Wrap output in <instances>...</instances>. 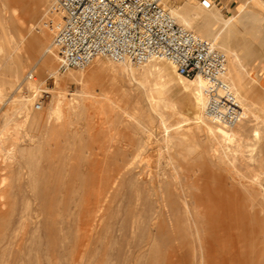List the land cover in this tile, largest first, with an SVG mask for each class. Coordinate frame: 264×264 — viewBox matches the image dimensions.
Returning a JSON list of instances; mask_svg holds the SVG:
<instances>
[{"label":"rangeland","instance_id":"1","mask_svg":"<svg viewBox=\"0 0 264 264\" xmlns=\"http://www.w3.org/2000/svg\"><path fill=\"white\" fill-rule=\"evenodd\" d=\"M47 1V5L42 4L40 7L32 0H7L8 5L5 7L7 13L13 7L18 9L17 21L26 23L30 33L24 38L19 48L24 68V75L20 82L8 83L11 75L7 70L13 65V60L6 59L8 50H3L0 53V74L2 75L0 78L2 86L0 94V178L3 176L7 178L6 191L9 196V211L14 207L15 214L21 215L24 207L33 205L30 209L33 211L37 209L38 213L42 211V214L39 213L38 216L36 212V216L34 214L32 219L29 218L28 223L26 222L22 228L23 230H18L14 236L12 229L16 225L12 224L14 227L10 225V230L9 224L0 221V264H152L153 262V264H201L203 257L200 252V244L197 242L195 218L198 220L200 230L207 229L208 224L212 223L213 225L206 232L209 236L206 245L213 246L211 251L215 253V256L205 264H264V204L262 207L256 204L257 200H261L260 192L262 191L261 193L264 194V124L262 119L254 117L244 137L242 144L246 158L242 159L239 155L234 160V166L227 159L226 162L222 160L224 163L222 164L217 156L213 155V158L209 153L207 156L205 155L207 153L205 134L200 133L193 125L192 117L190 119L193 109L196 108V102L191 95L181 92L180 84L176 80L178 73L175 69L173 70L172 66L167 65V62L163 61L165 65L172 67L170 73L164 72V75L159 77L158 68L156 67L154 70L152 68L151 71L154 73L150 74L149 83L144 86L136 78L140 79L143 66L130 65L133 69L129 66L130 69L125 71L128 72L127 75L124 72L122 74L124 77H122L115 73L112 75L115 63L105 59L95 61L97 62L95 64H99L97 67L105 69L103 72L93 71L94 65L86 67L87 69H83L82 73H78L81 70L59 72V55L57 50L52 47V58H54L55 64H53V60H50L52 62L50 64L54 66L48 70L44 66V61L38 59L39 51L30 47L31 43H34L44 33L48 35L50 43L52 42L51 34L45 27L50 18L51 7L50 0ZM254 1L255 3H253ZM201 2L202 0H163L165 8L169 12L176 8L191 10L195 14L192 18L195 23L200 22L203 16L213 19L216 33L222 31L221 36L225 41V47L237 51L243 63L248 64L246 72L250 83L246 82V85L251 97L255 96L254 101L257 106L255 113L263 117L264 0H233L226 2L230 3L228 7H212L213 9H205ZM1 3L0 0V6ZM37 11H41L40 13L43 14H41V21L32 19ZM41 15L39 16L41 17ZM229 20L232 22L226 26L225 24ZM192 27V31L202 36L194 28V24ZM202 37L206 39L204 36ZM206 40L213 42L216 48L219 47L218 42L213 39ZM217 49L225 53L222 49ZM230 59L228 57L229 64ZM88 69H90L89 72ZM108 69H112V73H109ZM130 70H133V73ZM29 73H33V81L26 79ZM84 73L90 74L87 76L88 82L86 81L84 84L69 78L71 74ZM108 73L109 75H107ZM151 75L154 77L152 78ZM57 80L62 84L56 85ZM18 84L20 89L16 90ZM155 87L163 89L165 99L169 100L175 108V115L167 116L169 119L166 116L163 118L160 116V118V114H157L153 102L155 101L157 105L158 98L153 100L147 97V91ZM42 90L45 93L33 98L37 91ZM62 95L65 98H62L61 101L64 100L63 104H66V107L89 98L90 101L95 100L101 104L95 101L94 103L84 102V111L82 110L79 116L66 112L68 118L61 127H56L60 130L55 129L49 134L42 128L47 123L48 125L54 123V119L49 120L48 113L51 104ZM21 101L29 102H27L26 108H21ZM37 101L42 103L40 111L34 109V104ZM150 107H152V111ZM140 109L146 113H144V118L147 117L140 122L143 126H140L141 131L138 126H135L137 123L133 119L134 117L138 118ZM167 112V110L164 111V113ZM118 115L123 124L128 122L129 118H131L129 122L133 119L134 126L132 124L125 128L117 119ZM179 115L184 119L180 120ZM164 118L167 120H163ZM187 119L192 120L191 123ZM168 120L170 121L166 123ZM170 125L179 126L187 135L183 138H186L183 139L182 135L179 136L177 142L168 140L172 132L167 131ZM254 129L261 131L259 138H252L251 133ZM190 135L192 141L188 140ZM185 141H189L190 144L188 142L185 144ZM13 146L31 149L29 164H24L23 168L19 170L20 172L13 163H10V160H6V156ZM186 147L191 151L188 148L185 149ZM200 153L203 154L199 155ZM203 155L204 157H202ZM126 164H129L134 171L131 179V175L129 178L118 175L121 168L129 166ZM2 169L5 171L3 172ZM237 170L238 172H236ZM256 173H260L259 183L250 184ZM239 179L244 185H251L254 189H252V195L249 198H246L248 194L238 186ZM114 182L116 185L114 188L118 184L122 186L118 185L117 190H113L115 193H112L110 185ZM143 187L146 188V191ZM108 188L111 190L109 191ZM36 195L42 199H37ZM255 195H259V197L256 196L257 198L252 199ZM43 199L44 202L38 201ZM59 199L60 201H58ZM57 201V207L60 205V208L55 207ZM251 201H254L252 205H255L256 209L252 208L255 210L251 208L252 205H249ZM41 202V206L44 204V208L38 205ZM46 203L52 208V212H49L51 209ZM69 203L71 205L68 206ZM162 203L164 204L162 205ZM35 204L40 209L36 208ZM170 204L175 208L179 204L177 208H182L181 212L188 208L185 218L190 219L191 226L185 223V219L183 224L181 222L180 225H174V229H172L173 227L168 223L171 213ZM246 204L250 208L247 209ZM69 207L73 213L70 214L73 216L76 214L77 217L70 218L72 215L66 214V212H70ZM65 208H67L66 212ZM198 208L199 210L204 209L203 212L201 210L202 213L198 212ZM227 208L228 210H226ZM242 210L248 213L250 211V214L244 213ZM44 211H46L45 215ZM227 211H231L232 214ZM208 212H211V217L210 214L208 216L209 221L207 219ZM159 213L163 215L159 216ZM214 213L216 216L212 219ZM197 214L201 215L202 219L201 217L199 219ZM10 218L15 219V217ZM60 219L62 222L59 221ZM87 219H92L90 223L93 225L91 224L90 227L93 226V229L89 228V225L87 226L91 231L86 228L85 222L90 224L89 221H86ZM30 220L33 221L30 222ZM67 221L72 223L74 221L75 224L71 225L72 223H70L69 225ZM64 222L65 224H62ZM164 223L168 224L167 227ZM184 224L187 225L184 227L182 226ZM82 226L87 231L83 230ZM86 232L88 235L85 237ZM91 232H95L96 235ZM180 232L183 237L175 240V236ZM6 233L8 237L5 240L3 236ZM201 233L203 234L202 230ZM167 237H173L174 240L168 241ZM179 237L181 236L179 235ZM222 237L224 239H221ZM139 238L141 239L139 240ZM206 257L205 259L208 260Z\"/></svg>","mask_w":264,"mask_h":264},{"label":"bare ground","instance_id":"2","mask_svg":"<svg viewBox=\"0 0 264 264\" xmlns=\"http://www.w3.org/2000/svg\"><path fill=\"white\" fill-rule=\"evenodd\" d=\"M2 1V3H1V6H0V53H1V51H3V50H8V55H7V57H6V59L8 60H13V65L10 67V69H8L7 71H8V73L10 72V75H11V77L9 78V80H8V83L10 82V84H15V83H18V82H20V80L22 79V76L24 75L23 74V71H24V68H23V66H22V63H21V56H20V50H19V48H20V45L22 44V42H23V40H24V38L30 33V29H28V27L26 26V23H24V22H18L17 21V19H18V9L17 8H11L10 9V11H8V13L6 12V9H5V7L8 5L7 4V0H1ZM35 4H38L40 7H42V4L44 5H47L46 3H48V1L47 0H32ZM252 1V0H251ZM253 3H255V1L253 2ZM255 5V4H254ZM261 5V4H260ZM20 8V7H19ZM257 8V7H256ZM39 9V8H38ZM210 9H213V8H210ZM20 10V9H19ZM41 12V11H40ZM40 12H38L37 11V14H35V15H33V20L34 21H41L42 20V13H40ZM43 12V11H42ZM172 12V13H171ZM170 13L172 14V16L174 17V19L177 21V23L179 24V25H181V26H183V27H185V28H189V30L191 29V31H192V26H193V24H194V28H196L197 30H198V32L202 35V36H204L206 39H213L215 42H218V44H219V47H217V48H220V49H222L225 53H226V55L229 57V58H231L230 59V64L228 63V65H227V77H226V80H227V82H228V84L230 85V87H231V89H232V91L234 92V94L236 95V97H237V99L239 100V102H240V104H241V107H242V118H241V120H240V122L237 124V126H235V127H233V128H230V129H227V128H223V127H221V126H218V125H215V124H213L210 120H208V118L206 117V115H205V109H206V101H205V97H204V95H203V93H202V88L204 87V85H205V83H204V81H203V79H201V78H197V79H195V80H188V79H186V78H184V77H182V76H180L179 74H176V80H177V82L180 84V86H179V88H180V90H181V92L182 93H184V94H189V95H191L193 98H194V100H195V102H196V108H194L193 109V112H192V116L190 115V119H191V117H192V120H193V125L195 126V128L198 130V131H200V133H203V134H205L204 136L206 137V146H207V153L205 154L206 156L208 155V153H209V155L211 154V156L210 157H212L213 155L214 156H217L221 161L220 162H222V164H224L223 163V161L222 160H228L229 162H231V165L232 166H234V160H236V158L240 155L241 157H242V159H245L246 158V156H244V151H243V141H244V137H245V135H246V133L248 132V130H249V127H250V123L252 122V119L254 118V117H257V119L259 118H261L262 119V122H263V124H264V116L263 117H261V116H258L255 112L257 111V106H256V102L254 101L255 100V96L254 97H251V94H250V92H249V89H248V87H247V85H246V82L247 83H250V80H249V76H248V74H247V72H246V68L248 67V64L246 65V64H244L243 63V60L241 59V57H240V55H239V53H237V51H235V50H233V49H230V48H226L225 47V41H224V39H222V36H221V33H222V31L221 32H219V33H216V28H214V21H213V19L211 18V17H209V16H203V19L200 21V22H198V23H195L194 21H193V16H195V14H193V12H191V10H187V9H183V10H178L177 8L176 9H172V11H171ZM42 14V15H41ZM45 14H47V12H45ZM39 15H41V17L39 16ZM46 16V15H45ZM44 16V17H45ZM22 18V17H21ZM41 18V19H40ZM232 20V19H231ZM231 20H229V21H227V23L225 24L226 26H227V24H229L230 22H232ZM23 21V20H22ZM220 27V26H219ZM225 29V28H224ZM224 29H222V30H224ZM33 36H35V35H33ZM50 39L48 38V35L46 34V33H44L43 35H41L39 38H37L36 39V41H34V43H31V45H30V47L32 48V49H34V50H38L39 51V54H40V57L38 58L40 61H44L43 63H44V66H45V68H47L48 70L52 67V66H54V65H52V64H50V63H52L51 61L53 60V64H55L54 63V58H52L53 56H52V47H53V45H52V42L50 43V41H49ZM211 43H213V42H211ZM214 44V43H213ZM215 45V44H214ZM24 46V45H23ZM216 47V46H215ZM24 50V49H23ZM23 52V51H22ZM6 53V54H7ZM13 53H14V55H13ZM227 57V58H228ZM24 58V57H23ZM31 59V58H30ZM51 60V61H50ZM98 60V59H97ZM46 61V62H45ZM50 61V62H49ZM96 61V60H95ZM95 61H93L90 65H94L93 67H94V70H93V68L92 67H90V69L92 68V70L93 71H95V72H103V71H105V69H103V68H100V67H97L99 64H95V63H97V62H95ZM39 62V61H38ZM25 65V64H24ZM89 65V66H90ZM167 65H169V66H172V65H170L169 63H167ZM167 65H165L164 64V62H163V60H153V61H151V62H149V63H147L146 65H144L143 67H144V69L142 70V72L140 73V79H138V77H136L137 78V80L138 81H141V82H139L140 84L142 83V85H146V83H149V76H150V74L153 72V71H151V69L153 68V70H154V68H158V70H157V74H158V76L159 77H162L163 75H164V72H167V73H170V71H171V68L170 67H168ZM5 66V65H4ZM8 66V65H7ZM57 66V65H56ZM130 65H128V64H125V63H122V64H114V66H113V74L112 75H121L122 76V74L125 72V71H127L128 69H130V67H129ZM6 67V66H5ZM88 67V66H87ZM105 67V66H104ZM87 69V68H86ZM90 69H88V72H89V70ZM131 69H133L132 67H131ZM44 70V69H43ZM108 70H110V69H108ZM112 70V69H111ZM111 70L109 71V73H112L111 72ZM173 70H174V68H173ZM1 71V70H0ZM131 71V73H133L132 71L133 70H130ZM31 72V71H30ZM83 71L81 70L80 72H78V73H82ZM88 72H86V73H88ZM137 72V71H136ZM135 72V73H136ZM175 72V71H174ZM56 73H59L58 71H56ZM86 73H84V74H80V75H75V74H71V76L69 77L72 81H76V82H80V83H82V84H84V83H86V81L88 82V80H87V76L88 75H90V74H86ZM92 73V72H91ZM107 73V72H106ZM109 73L107 74V75H109ZM115 73V74H114ZM126 73V72H125ZM128 73V72H127ZM127 73H126V75H127ZM134 73V75H136ZM154 73V72H153ZM176 73V72H175ZM30 74H33V73H29L28 74V76H27V78L26 79H29L30 80ZM100 74V73H99ZM104 74V73H103ZM156 74V73H155ZM166 74V73H165ZM1 75V74H0ZM54 75V74H53ZM92 75V74H91ZM125 75V74H124ZM132 75V74H131ZM50 76V75H49ZM93 76V75H92ZM95 76V75H94ZM2 77V75L0 76V78ZM115 77V76H114ZM122 77H124V76H122ZM132 77H134V76H132ZM151 77H152V75H151ZM153 77H154V75H153ZM152 77V78H153ZM156 77V76H155ZM93 79V78H92ZM7 80V79H6ZM32 80V79H31ZM34 80V79H33ZM32 80V81H33ZM90 81H91V79H89ZM90 83V82H89ZM56 85H60V84H62V82L61 81H59V80H57L56 81V83H55ZM2 86L0 85V94L2 93V88H1ZM146 88H148V87H146ZM17 89H20L19 88V84H18V86L16 87V90ZM112 90V89H111ZM42 93H45L43 90L42 91H37L36 93H35V95H34V97L33 98H37V97H39V96H41V94ZM125 93H126V91H125ZM139 93V92H138ZM147 93H148V98L149 99H155V98H158V104L156 105V103H155V101L153 102L155 105H153L154 107H155V110L157 111V114L159 115V117L160 116H162V118L164 117V116H173V115H175V108L173 107V104L169 101V100H167V99H165V97H164V91H163V89L162 88H159V87H155V88H151V89H149L148 91H147ZM253 93V92H252ZM87 94V93H86ZM256 95V94H255ZM33 96V95H32ZM92 96V95H91ZM124 96H126V95H124ZM128 96V95H127ZM90 97V96H89ZM56 98V97H55ZM62 98H65L64 97V95H62L61 97H57V99H56V101L54 102V103H52L51 105L52 106H50V112L48 113V118H49V120L51 119V120H53L54 119V123L53 124H50V125H48V123L46 124V125H44L43 126V128H42V130L44 129L45 131H47L49 134L50 133H52V131H55V129H56V127H61L62 126V124H64V121L66 120V118H68L67 117V114H73V113H75V115L77 116H79L80 114H81V112H82V110H83V106H84V102L86 103V101L87 102H90V103H94V101L95 100H93V101H90L89 99H85V100H81L80 102H78V103H74V104H72V105H68L67 107L63 104V101L64 100H62L61 101V99ZM92 98V97H91ZM32 99V98H31ZM99 100V99H98ZM27 102L28 101H21L20 102V106H21V108L22 109H24V108H26V106H27ZM96 103H98V104H101V103H99L98 101H95ZM100 102H101V100H100ZM29 103V102H28ZM71 103H73V102H71ZM264 106V105H263ZM151 108V111H152V107H150ZM133 109H135V108H133ZM167 110L168 112L167 113H164V111L165 110ZM264 109V108H263ZM150 110V109H149ZM262 110V109H261ZM84 111V110H83ZM154 111V110H153ZM66 112H67V114H66ZM124 112V111H123ZM262 112V111H261ZM132 113V112H131ZM130 113V114H131ZM144 113H145V111L144 110H142V109H140L139 110V112H138V118L137 117H134L133 119H134V121L137 123H135L136 125L135 126H138V129L140 130L141 128H140V126L141 127H143L142 125H141V120H143V119H147V117L146 118H144ZM152 113V112H151ZM129 114V113H128ZM133 114V113H132ZM146 114V113H145ZM123 115V114H122ZM127 116V115H126ZM132 116V115H131ZM137 116V115H136ZM180 116V115H179ZM118 118V120H119V122L121 123V124H123V121H121L120 120V116L118 115L117 116ZM128 117V116H127ZM47 118V119H48ZM161 118V117H160ZM168 118V117H167ZM180 120H182V116H180ZM124 119V118H123ZM122 119V120H123ZM130 119L131 118H129V120H128V122H126L125 124H123L124 126H125V128H127V127H129L130 125H132L133 124V126H134V123H133V119H132V121L131 122H129L130 121ZM169 119V118H168ZM172 119H173V117H172ZM171 119V120H172ZM184 119V118H183ZM190 119H187V120H190ZM48 120V121H49ZM126 120V119H125ZM149 120V119H148ZM161 120V119H160ZM163 120H167V119H163ZM179 119H178V121H180ZM192 120H190V123H191V121ZM170 120H168V121H166V123L167 122H169ZM173 121V120H172ZM171 121V122H172ZM186 121V120H185ZM118 122V121H117ZM146 122V121H145ZM182 122V121H181ZM189 122V121H188ZM43 123V122H42ZM52 123V122H51ZM119 123V124H120ZM161 123H162V121H161ZM165 123V124H166ZM33 124H35V125H37L36 123H33ZM40 124V123H39ZM118 124V125H119ZM163 124H164V121H163ZM172 124V123H171ZM181 124V123H180ZM117 125V124H116ZM38 126V125H37ZM164 126V125H163ZM168 126V125H167ZM166 126V127H167ZM172 125H170V127H171ZM165 127V128H166ZM169 127V129H171L172 128V130H167V131H172L171 133H170V139H168V140H170L171 142H177V141H179V136H182V138L184 137V136H187L186 134H185V132H183L181 129H180V127L179 126H177V125H173L171 128ZM137 128V127H136ZM59 129V128H58ZM58 129H56V130H58ZM63 129V128H62ZM129 129V128H128ZM127 129V130H128ZM138 129H137V132H138ZM167 129V128H166ZM194 129V128H193ZM43 130V131H44ZM60 130V129H59ZM131 130H133L134 131V129H131ZM120 131V130H119ZM141 131V130H140ZM139 131V132H140ZM143 131V130H142ZM166 131V130H165ZM166 133V132H165ZM197 134V133H196ZM260 134H261V131L259 130V129H254L253 131H252V133H251V136H252V138L253 139H256V138H259L260 137ZM45 135H46V133H45ZM48 135V134H47ZM165 135V134H164ZM195 135V134H194ZM202 135V134H201ZM166 136V135H165ZM168 137V136H167ZM192 136L190 135V137L188 136V140H191L192 141V138H191ZM186 138V137H185ZM185 138H183V139H185ZM167 140V139H166ZM194 140V139H193ZM139 141V140H138ZM140 142V141H139ZM165 142H167V141H165ZM186 142H188L189 143V141H185V144H186ZM178 143H180V142H178ZM177 143V144H178ZM195 143V142H194ZM194 143H192V144H194ZM142 144V143H141ZM144 144V143H143ZM184 144V145H185ZM190 144V143H189ZM181 145V144H180ZM188 145V144H187ZM144 146V145H143ZM193 146V145H192ZM138 147H140V146H138ZM183 147V146H182ZM184 148V147H183ZM188 147H186L185 149H187ZM197 148V147H196ZM189 149V148H188ZM118 150V149H117ZM138 150V149H137ZM177 150V149H176ZM190 150V149H189ZM197 150V149H196ZM203 150V149H202ZM173 151V150H172ZM191 151V150H190ZM179 152V151H178ZM30 153H31V149H29V148H26V147H19V146H13V148H11L10 149V151H9V153H8V155L6 156V160L8 161V160H10V163H13V165H15L17 168H18V171L20 170V169H22L23 168V166H24V164H29L28 163V160H29V157H30ZM117 153V152H116ZM175 153V152H174ZM194 153H195V150H194ZM179 154V153H178ZM188 154V153H187ZM203 153H200L199 155H202ZM182 155H183V153H182ZM206 156H205V158H206ZM214 156H213V158H214ZM141 157V156H140ZM162 157V156H161ZM185 157H186V155H185ZM188 157V156H187ZM198 157H200V156H198ZM202 157H204V155L202 156ZM209 157V158H210ZM213 158H210V159H212V160H214ZM217 158V159H218ZM176 159V158H175ZM210 159H208L209 161H212V160H210ZM216 159V158H215ZM219 159H218V163H219ZM177 161V160H176ZM179 161V160H178ZM177 161V162H178ZM193 161V160H192ZM196 162V161H195ZM213 162V161H212ZM226 162V161H225ZM7 163V162H6ZM5 163V164H6ZM180 163V162H179ZM230 164V163H229ZM9 165V164H8ZM126 165H129V164H126ZM139 165V164H138ZM5 166H7V165H5ZM132 166V165H131ZM216 166V165H215ZM225 166V165H224ZM8 167V166H7ZM7 167H5L6 169H7ZM10 167V166H9ZM118 167V166H117ZM127 167V166H126ZM214 167V166H213ZM15 168V167H14ZM139 168V167H138ZM13 169V168H12ZM216 170V169H215ZM2 171L4 172L5 171V169H2ZM118 171V170H117ZM200 171H202V170H200ZM20 172V171H19ZM18 172V173H19ZM134 171H132V168H130V165L127 167V168H125V167H123V168H121V170H120V173H118V175H119V177L121 176V177H127L128 176V178L130 177V175H131V177H130V179L132 178V175L134 174L133 173ZM140 172V171H139ZM149 172V171H148ZM195 172V171H194ZM194 172H193V174H194ZM225 172V171H224ZM236 172H238V170L236 171ZM189 174V173H188ZM187 174V175H188ZM196 174H198V173H196ZM148 175V174H147ZM177 176V175H176ZM118 177V176H117ZM134 177H136L135 175H134ZM181 177V176H180ZM179 177V178H180ZM121 179H123V178H121ZM120 179V180H121ZM168 179V178H167ZM173 179V178H172ZM166 180V179H165ZM171 180V179H170ZM123 181V180H122ZM128 181V180H127ZM149 181V180H148ZM167 181V180H166ZM174 181V180H173ZM178 181V180H177ZM259 181H260V173H256V174H254L253 175V177H252V180H251V183L250 184H256V183H259ZM117 182H121V181H117ZM116 182V183H117ZM179 182H180V180H179ZM183 182V181H182ZM6 183H7V178L5 177V176H3V177H1L0 178V221L2 220V222L3 223H5V224H9V229L11 230V226L10 225H12V224H15L16 226L14 227L13 225V229H14V231H13V229H12V235L14 236L15 234L14 233H16V232H18V230H21L24 226H25V224H26V222L28 223V221L27 220H29V218L30 219H32L31 217L35 214V216H36V212H37V214H38V216L40 215V214H42V211L41 210H39V211H41V212H39L38 213V210L36 209L35 211H33V210H31L30 209V207L32 208V206H29V205H27L26 207H24V210H22L23 212L21 213V215L19 214V215H17V214H15V211H14V207H12V209H11V211H9V203H8V200H9V196H8V194H7V191H6ZM127 183H129V182H127ZM176 183V182H175ZM237 183L239 184L238 186H240V188H242L248 195V197H246V198H249L251 195H252V191L254 190L252 187H251V185H244L243 184V182L241 181V179H239V181H237ZM146 184H147V180H146ZM114 185H115V182L114 183H111V185H110V188L112 189V191L115 189V190H117V188L119 187L118 185H120V184H118L117 185V187L116 188H114ZM133 185V184H132ZM148 185V184H147ZM188 185V184H187ZM191 185V184H190ZM116 186V185H115ZM120 186H122V185H120ZM124 186V185H123ZM134 186V185H133ZM146 187V186H145ZM194 187V186H193ZM110 188H108L109 189V191L111 190ZM144 188V187H143ZM184 188V187H183ZM189 188H190V186H189ZM195 188V187H194ZM131 189V188H130ZM145 189V191H146V188H144ZM150 189V188H149ZM182 189V188H181ZM185 189V188H184ZM193 189V188H192ZM253 189V190H252ZM264 189V188H263ZM114 190V191H115ZM141 190V189H140ZM139 190V191H140ZM183 190V189H182ZM182 190H181V192H182ZM191 190V189H190ZM194 190V189H193ZM195 190H197V189H195ZM35 191H37V190H35ZM101 191V190H100ZM108 191V190H107ZM112 192V193H115V192ZM122 191V190H121ZM132 191V190H131ZM264 191V190H263ZM148 192H150V191H148ZM180 192V193H181ZM184 192V191H183ZM188 192V191H187ZM255 192V191H254ZM262 192V191H261ZM260 192V194L259 195H261L260 197V201H256V202H258V203H256L257 204V206L259 205V207H262V204H264V194L263 193H261ZM102 193H104V191L102 190ZM140 193V192H139ZM141 194V193H140ZM257 194V193H256ZM101 195V194H100ZM105 195H106V193H105ZM259 195H255L252 199H254V198H257V197H259ZM40 196V195H39ZM101 196H103V195H101ZM257 196V197H256ZM36 197H37V199L39 198V199H42V197L40 198V197H38V195H36ZM46 197H47V195H46ZM45 197V198H46ZM147 197V196H146ZM52 199H53V197H51ZM56 198V197H55ZM27 199V198H26ZM35 199V198H34ZM46 199H48V198H46ZM164 199V198H163ZM214 199V198H213ZM251 199V200H252ZM32 200V199H31ZM51 200V199H50ZM57 200V199H56ZM86 200H87V198H86ZM90 200V199H89ZM185 200V199H184ZM234 200V199H233ZM248 200H250V199H248ZM34 201V200H33ZM32 201V202H33ZM38 201H43L44 202V199L43 200H38ZM37 201V202H38ZM47 201H49V200H47ZM54 201V200H53ZM58 201H60V199L58 200ZM58 201H57V203H56V208H60V205H58V207H57V204H58ZM84 201H85V199H84ZM164 201H166V200H164ZM174 201V200H173ZM212 201V200H211ZM242 201V200H241ZM36 202V201H35ZM62 202V201H61ZM155 202V201H154ZM240 202V201H239ZM244 202V201H243ZM252 202H254V201H251V202H249V203H251V204H249L250 206L252 205ZM260 202V203H259ZM48 203V202H47ZM46 203V204H47ZM60 203V202H59ZM72 203V202H71ZM238 203V202H237ZM28 204V203H27ZM73 204V203H72ZM78 204V203H77ZM164 203H162V205H163ZM174 205H175V203H173ZM185 204H186V201H185ZM194 204V203H193ZM204 204V203H203ZM232 204V203H231ZM239 204V203H238ZM237 204V205H238ZM243 204V203H242ZM36 205V204H35ZM34 205V206H35ZM38 205L40 206V207H45L44 206V204H43V206H41L42 205V202H41V204H39L38 203ZM48 205V204H47ZM46 205V206H47ZM69 205H71L70 203L68 204V206ZM74 205V204H73ZM81 205V204H80ZM88 205H89V203H88ZM166 205V204H165ZM174 205H172L171 206V204H170V208H171V213H170V216L168 217L169 218V221L170 222H168V223H170V226L171 227H173L172 229H174V225H180L179 223H181L182 222V224L184 223V221H185V217L187 216L186 215V210L188 209H184V211H182V212H184V214H181L182 212H181V210H182V208L180 209L179 207L177 208V205H179V204H177L176 205V208L174 207ZM234 205H236V204H234ZM233 205V206H234ZM248 204H246V206H247ZM37 206V205H36ZM146 206H147V204H146ZM153 206V205H152ZM187 206V205H186ZM197 206H199V205H197ZM243 206V205H242ZM48 207L51 209V211H49V209H48V211L49 212H52L53 210H52V208L48 205ZM64 207H67V206H64ZM74 207V206H73ZM78 207H79V205H78ZM82 207V206H81ZM149 207V206H148ZM154 207V206H153ZM156 207V206H155ZM167 207H169V206H167ZM166 207V208H167ZM181 207V206H180ZM183 207V206H182ZM230 207V206H229ZM245 207V206H244ZM255 208V205H252L251 206V208ZM34 208V207H33ZM36 208H38V206L36 207ZM70 208V209H69ZM68 208V210L70 211V212H66V209L67 208H65V212H66V214L68 213V215L70 216V215H72L73 213L71 212L72 210H71V207H69ZM84 208V207H83ZM91 208V207H90ZM231 208H232V206H231ZM248 208H250V207H248L247 206V209ZM252 208V209H253ZM38 209H40V208H38ZM55 209V208H54ZM81 209V208H80ZM87 209V208H86ZM168 209V208H167ZM194 209V208H193ZM237 209H238V207H237ZM240 209V208H239ZM244 209V208H243ZM256 209V208H255ZM255 209H253V210H255ZM82 210V209H81ZM155 210V209H154ZM163 210V209H162ZM201 210V209H200ZM200 210H199V208L197 209V211L198 212H200ZM202 210H204V209H202ZM201 210V211H202ZM226 210H228V208L226 209ZM260 210V209H259ZM262 210V209H261ZM260 210V211H261ZM150 211V210H149ZM163 211H165V209L163 210ZM196 211V212H197ZM243 211V210H242ZM46 211H44V215L46 214L45 213ZM49 212H48V214H49ZM64 212V213H65ZM76 212V211H75ZM84 212H86V211H84ZM203 212V211H202ZM202 212H200V213H202ZM205 212H206V210H205ZM227 212H229L230 214H232L231 213V211H227ZM235 211L233 210V213H234ZM244 212V211H243ZM242 212V213H243ZM247 211H245L244 213H246ZM70 213H72V214H70ZM187 213L189 214V211H187ZM195 213V212H194ZM211 212H208V215H207V217L209 216V214H210ZM237 214H238V211L236 212ZM240 213V212H239ZM248 213V212H247ZM253 213H254V211H253ZM256 213V212H255ZM199 214V213H198ZM198 214H197V216H198ZM248 214H250V211H249V213ZM67 215V217H69ZM163 215V214H162ZM162 215H160V213H159V216H162ZM169 215V214H168ZM183 215V216H182ZM203 215V214H202ZM213 215V214H212ZM225 215V214H224ZM243 215V214H242ZM254 215V214H253ZM9 216V217H8ZM74 216H76V214H74ZM74 216L72 215V216H70V218L72 217V218H74ZM181 216H182V219H181ZM203 216H205V214L203 215ZM214 216H216L215 215V213H214V215L212 216L213 218L212 219H214L215 217ZM249 216V215H248ZM10 217H15V219L14 220H12V218H10ZM77 217V216H76ZM199 217H201V219H202V216L200 215V216H198V218ZM210 217H211V214H210ZM232 217V216H231ZM244 217H246V216H244ZM239 218V217H238ZM243 218V217H242ZM249 218H250V216H249ZM89 219V218H88ZM86 220V221H89V223L90 222H92V221H90V220H92V219H90V220ZM164 219V218H163ZM200 219V218H199ZM208 219V221H209V217L207 218ZM216 219H218V218H216ZM233 219H234V217H233ZM244 219H246V218H244ZM253 219V218H252ZM16 220V221H15ZM63 220H64V218H63ZM68 220V219H67ZM70 220V219H69ZM74 220V219H73ZM181 220H183V221H181ZM203 220H204V217H203ZM31 221H33V220H30V222ZM59 221H61L62 222V220L60 219ZM78 221V220H77ZM95 221V220H94ZM214 221V220H213ZM255 221H256V219H255ZM261 221H263L262 219H261ZM48 222V221H47ZM65 222H66V220H65ZM65 222L64 223H62V224H65ZM67 222H69V221H67ZM84 222V221H83ZM97 222V221H96ZM205 222V221H204ZM216 222V221H215ZM243 222V220L241 221V223ZM244 222H246V221H244ZM70 223H72L71 221L69 222V225H70ZM86 224V228H87V226L89 227V228H91V229H93V226H91L90 227V225L92 224V223H90V224H87L88 222H85ZM100 223V222H99ZM144 223V222H143ZM147 223V222H146ZM185 223H187L188 225H190L191 223H190V219H186V221H185ZM190 223V224H189ZM216 223H218V221L216 222ZM240 223V224H241ZM73 224H75L74 223V221H73V223L71 224V225H73ZM148 224V223H147ZM161 225H162V223H160ZM187 224H184V225H182V226H186ZM194 224H195V227L197 228H194V229H196V231H197V238H198V241L197 242H199V244H200V249H201V255H202V263L201 264H205L207 261H209V260H211L214 256H215V253L213 252V251H211L212 250V248H213V246H207L206 245V241H207V238L209 237L208 236V234H206V232H207V230H209V229H211L212 227H213V225H212V223L209 225L208 224V227H207V229L206 228H204V229H201L202 231H203V234L201 233V230L199 229V227H198V220L195 218V220H194ZM214 224V223H213ZM220 224V223H219ZM246 224V223H245ZM67 225V224H66ZM68 225V226H69ZM93 225V224H92ZM144 225V224H143ZM146 225V224H145ZM164 225L166 226V225H168V224H165L164 223ZM218 225V224H217ZM244 225V224H243ZM95 226H97V225H95ZM149 226V225H148ZM191 226V225H190ZM8 227H7V229H8ZM70 227V226H69ZM84 226H82V229L83 230H85V231H87V229L88 230H90L89 228H87V229H85V228H83ZM167 227V226H166ZM180 227V226H179ZM193 227V226H192ZM211 227V228H210ZM176 228V227H175ZM187 228V227H186ZM80 230H81V228H79ZM78 229V230H79ZM95 229H96V227H95ZM142 229V228H141ZM180 229V228H179ZM23 230V229H22ZM170 230V229H169ZM183 231H184V229H182ZM82 231V230H81ZM80 231V232H81ZM91 231V230H90ZM93 231V230H92ZM95 231H97V230H95ZM9 232H11V231H9ZM82 232H84V231H82ZM81 232V233H82ZM192 232V231H191ZM78 233V232H77ZM90 232L88 231V234H89ZM93 232H91V234H92ZM85 234V233H84ZM87 234V232H86V234H85V237H86V235H88ZM93 234H95L96 235V233L94 232ZM193 234V233H192ZM195 234H196V232H195ZM167 235V234H166ZM170 235V234H169ZM168 235V236H169ZM172 235V234H171ZM179 235L181 236V237H179ZM89 236H90V234H89ZM188 236V235H187ZM242 236V235H241ZM240 236V238L242 239L243 238V236L241 237ZM3 237H5V240L7 239V237H8V234L6 233V235L5 236H3ZM66 237V236H65ZM91 237H92V235H91ZM171 237V236H170ZM170 237H167V239H168V241H173L174 239H173V237L172 238H170ZM183 237V234L180 232V234L178 233V235L177 236H175V240H178V238H182ZM191 237V236H190ZM192 238V237H191ZM51 239V238H50ZM141 238H139V240H140ZM221 239H224L223 237L221 238ZM3 240H4V238H3ZM60 240V239H59ZM64 240V239H63ZM99 240V239H98ZM143 240V239H142ZM58 241V240H57ZM62 241V240H61ZM193 241V240H192ZM58 242H60V241H58ZM70 242V241H69ZM100 242V241H99ZM145 242V241H144ZM143 242V243H144ZM59 244V243H58ZM63 244V243H62ZM65 244V243H64ZM67 245V244H66ZM70 245V244H69ZM61 246H63V245H61ZM68 246V245H67ZM68 248V247H67ZM156 251H157V249H156ZM153 252H154V250H153ZM153 252H152V254H153ZM155 253V252H154ZM159 253V252H158ZM60 255H61V253H60ZM66 255V254H65ZM146 255V254H145ZM158 255V254H157ZM64 256V255H63ZM144 256V255H143ZM149 256V255H148ZM147 256V257H148ZM207 256V257H206ZM65 257V256H64ZM142 257V256H141ZM205 257L206 258H208V260L207 259H205ZM144 258V257H143ZM154 258V257H153ZM146 259V258H145ZM158 259V258H157ZM153 260V259H152ZM148 262V261H147ZM157 262V261H156ZM145 263V262H144ZM154 263V262H153ZM152 263V264H153ZM140 264H142V263H140ZM157 264V263H156Z\"/></svg>","mask_w":264,"mask_h":264},{"label":"built area","instance_id":"3","mask_svg":"<svg viewBox=\"0 0 264 264\" xmlns=\"http://www.w3.org/2000/svg\"><path fill=\"white\" fill-rule=\"evenodd\" d=\"M50 2L45 27L59 55V72L83 70L97 59L137 67L163 60L188 80L203 79L208 120L227 129L240 122L242 107L226 80L227 55L179 25L163 0ZM202 6L212 4L203 0ZM34 109L42 110L41 101Z\"/></svg>","mask_w":264,"mask_h":264},{"label":"crops","instance_id":"4","mask_svg":"<svg viewBox=\"0 0 264 264\" xmlns=\"http://www.w3.org/2000/svg\"><path fill=\"white\" fill-rule=\"evenodd\" d=\"M206 1L210 2L212 4V6H211V8H212V7H220V6H223V7L227 6L228 7L230 3H226V2H230V1H233V0H206ZM201 5H202V2H201ZM262 82H263V85H264V79H263Z\"/></svg>","mask_w":264,"mask_h":264}]
</instances>
